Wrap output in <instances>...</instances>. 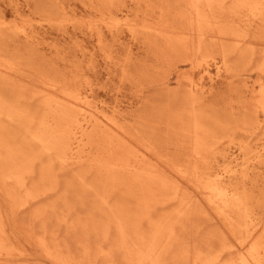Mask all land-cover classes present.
<instances>
[{
    "label": "rangeland",
    "instance_id": "rangeland-1",
    "mask_svg": "<svg viewBox=\"0 0 264 264\" xmlns=\"http://www.w3.org/2000/svg\"><path fill=\"white\" fill-rule=\"evenodd\" d=\"M61 7L75 16L79 22H60L59 18L63 17ZM227 7H225L227 10L214 8L208 11L206 6H201L208 12L209 18L217 24L224 28L233 26V29L247 34L253 43H256L254 47L260 48V43L264 41V25L254 22L248 11H242L236 15V13L229 12ZM126 14L138 22L146 20L160 22L179 32L186 31L188 27L184 0H0V21L15 20L26 24L24 31L16 27L0 28V58L11 59L19 63L18 65L22 68L20 71L24 73L21 72L24 77L21 74V78L24 80L16 84L0 79V163L4 164L8 159L14 160L28 154L25 156H29L27 161L30 162L25 163L24 169L28 171L30 183L41 185L44 182V186L54 190H50L53 194L48 192L52 195L48 193H46L47 196L43 195L44 197L42 196L30 210L19 212L9 223L13 232L19 236V246L28 258L31 257L28 264H50L46 259L43 260V256L26 236L29 230L39 232L48 229L60 242L69 244L71 250L78 251L77 242L85 237L90 243L104 242L101 232L97 236L94 234L93 228L97 222L108 224L110 216L117 207L124 206L136 211L135 206L138 203L134 196L138 190L137 186H127L130 184L128 179L123 180L124 183L120 187L104 189L97 182L98 177L102 179L101 173L95 170L91 172L86 164V168L83 165L81 168L79 165L81 170L77 166H73L72 170L71 166L60 167L58 162L53 163L55 168L52 161L48 163L55 154L50 146L51 142L35 138L34 132L38 131L37 127L44 130L42 119L52 115L56 122L59 114L56 106L47 105L39 95L27 90L31 82H39L41 79L48 78L61 84L65 83L63 85H73L72 87L87 91L92 101L110 110L117 106L126 129L134 135L136 140H140V144L149 146L169 163L185 168L187 173L192 172V176L197 173L204 179L214 181L217 187L224 190L220 198L229 206L233 215L237 217H240L239 213L242 215L239 203L245 196L248 198L247 214H250L249 216L255 222L264 221V159H261L254 168L252 167L253 169L247 176L238 173L237 176L222 180L218 175L230 163V154L239 151L241 143L245 144L246 151H251L259 142V137L254 135V122L260 120L264 123V102L263 107L259 106L257 113H254L255 110L249 103L250 93L243 86L241 79L247 78L250 82L257 81L259 73L255 69L260 61L256 59L251 65H247L246 59L242 57L233 43L224 41L232 45L228 44L229 47L225 46L226 43L222 45V42L215 36V30L207 31L212 39L209 37L202 41L204 47L197 63L204 64L207 59L204 56L206 52H209V55L215 58L216 64L222 66L223 73L222 77L211 87V94L203 97L198 92L195 94L197 101L194 102L193 99L191 101L186 91L188 89L186 81L179 83L178 75L181 72H192V76L197 80L200 77V70L195 69L193 63L191 65L183 61L184 55L181 49L166 44L162 37L155 34L134 35L127 28L115 29L102 23L97 25L104 15L121 17ZM30 20H32L31 25ZM216 64L214 63V67L217 66ZM257 91H264V74L257 85ZM193 111L203 131L206 130L211 135L207 140V145L209 144L210 147L206 146L207 150L200 160L192 157L193 150L190 145L192 137L189 128H191L190 118L194 114ZM15 139L19 142L14 141ZM38 141L43 146L40 147L41 149L36 146ZM15 142L18 145L16 143L14 147ZM42 142L46 144L42 145ZM23 143H27L26 146ZM28 143H31L30 147L33 146L34 149L36 146L35 151L33 147L29 148ZM19 145L20 150L17 149ZM46 147H48L47 150ZM11 150L18 153V157ZM43 153H47V156L43 158L45 161L42 159ZM33 156L39 157V163L34 164L36 158L33 159ZM45 166L46 168L53 167L54 172L50 167L46 169ZM74 167L75 169L77 167V170H74ZM82 169L87 174L82 173ZM95 175L97 181L92 180H95ZM74 176L83 177L75 179ZM84 179L87 181L84 182ZM71 180L75 183L70 184ZM82 183L85 185L83 186ZM88 188L91 190H87ZM104 190L105 197L103 201H100L98 198ZM247 192L250 195H247ZM53 199H58L57 203ZM94 199L96 201L91 202ZM96 203L97 206H95ZM0 204L9 210L1 186ZM41 207H45L44 210ZM40 208V216L33 218L34 210ZM62 217L70 219L69 222L61 221ZM202 217L198 219V230L195 231L192 228L191 232L188 227L184 230L185 232L183 231L184 237H192L193 242L200 243L209 231L218 227V224L207 216ZM78 221L87 223L85 229L89 231L86 233L81 231V227L76 226ZM114 236L115 229L111 227L106 245L113 241ZM96 261L97 264L102 263L101 258Z\"/></svg>",
    "mask_w": 264,
    "mask_h": 264
},
{
    "label": "bare ground",
    "instance_id": "bare-ground-1",
    "mask_svg": "<svg viewBox=\"0 0 264 264\" xmlns=\"http://www.w3.org/2000/svg\"><path fill=\"white\" fill-rule=\"evenodd\" d=\"M184 1L188 20L186 31H176V29L170 26L160 24V22L157 23L148 20L138 22L136 19L131 18L129 14L121 17L116 15L106 17L104 15L97 25L99 26L102 23L115 29L127 28L134 35H138L139 33L155 34L162 37L166 44L174 45L181 49L180 51L184 55L183 61L191 65L193 63L194 68L200 70V77L197 80L192 76V72H181L178 75L179 83L184 80L186 81L188 88L186 90L188 92L187 94L190 96L191 101L193 99L194 102L197 101L195 97L196 93L199 92L203 97L211 94V87L222 77V66L216 64L215 58L209 55V52H206V56H204V58L207 57L204 64L197 63V59L201 55V50L204 47V42L202 41L205 38L211 37V34H208L210 30H215V36L222 42V45H225L226 42L224 41L233 43L242 57L246 59L247 65H251L256 59L260 61L255 69L259 73L257 81L250 82L247 78L241 79L243 86L250 93V106L255 110L254 113H257V109L259 106L262 108V103L264 102V91H257V85L264 74V41L259 42L260 48L254 47L256 43H253V40L247 34H242L240 30L233 29V26L231 28L226 26L227 28H224L222 25L217 24L212 18H209L208 12L203 10L201 6H206L208 11L214 8L227 10L225 7L228 6L229 12L236 13V15L242 11H248L254 22H260V24L264 25V0ZM60 9L63 14V17L59 18L61 20L60 22H79L75 16L68 13L64 8L61 7ZM31 21L30 25L32 24ZM12 27L20 28L24 31L26 24L24 22L18 23L15 20L9 21L3 19L0 21V28ZM230 43H226L227 45L225 46L229 47L228 44L231 46L232 44ZM214 63L217 65L216 67H214ZM18 64L11 59L0 58V79L15 84L16 82L24 80L21 78L23 72L20 69L22 68ZM63 84L47 78L41 79L39 82H31L27 89L39 95L47 105L58 108L59 119L55 122V118L49 115V117L41 120V123L44 125V130H40V127H37L38 131L34 132L36 134L35 138L46 140V142L50 140L49 142H51L50 146L55 154L53 153L54 158L50 159L48 163L52 161L54 167L55 164L53 163L57 164L58 162L60 167L71 166L72 170L73 166L80 168L79 165H83L86 168V164L91 172L95 170L101 173L102 179L98 177L99 181H97L96 174L95 180H92L99 182L104 189H107V187H120L124 183L123 180L128 179L130 184L127 186H137V193L133 195L138 203L135 206L137 207V209L135 208L136 211L124 206L117 207L113 215L110 216L108 224L97 222L93 228L94 234L97 236L101 232L104 242L90 243L87 237H85L77 242L78 251H73L69 244L60 242L55 237V234L48 229H43V231L39 232L29 230L26 232V236L33 242L37 248L36 250L43 256V260L46 259L50 264H97L96 260L98 258L102 259L101 264H264V221L255 222L249 216L250 214H247L248 198L244 196L241 203H239L242 215L239 212L240 217L233 215L229 206L220 198L224 190L217 187L214 181L208 178L204 179L200 175H197V173L192 176V172L187 173L185 168L183 169L176 164L169 163L149 146L140 144V140H136L134 135L126 129L121 119V112L117 106L110 110L106 106L92 101L87 91L72 87L73 85L67 86V84ZM192 95L194 96L193 98ZM203 119L205 120V118ZM190 120L191 128L189 129L192 137L190 145L193 150V155H191L193 158L200 160L207 150L206 146L209 145H207V140L211 135L206 130L203 131L196 113L193 116L191 115ZM249 126L251 125L249 124ZM254 127V135L259 137V142L251 151H246L245 144L241 143L239 151L230 154V163L218 173L220 179L224 180L237 176L238 173H243L247 176L251 169L261 159H264V123L258 120L254 122ZM17 136H19L18 133ZM14 141H17V139ZM17 142L13 144L14 147ZM30 144L28 143V146L32 149L33 146L30 147ZM35 144L33 145L35 146ZM37 144L36 146H39V148L43 147L40 145V142ZM44 144L46 143L42 142V145ZM19 148L20 145L17 149L20 150ZM14 150L16 149L14 148ZM1 151L3 153V149ZM12 152L14 155H18V153ZM46 154L42 156V159ZM25 155L14 160H6L5 158L6 162L4 160V164L0 163V186L4 192L6 206L9 208L8 210L0 204V264L30 263L28 261L31 257L28 258L26 256L27 254L19 246V236L13 232L9 223L19 212L30 210L46 193L53 194L50 191L53 189L44 186V182L41 185L30 183L31 180H29L27 175L28 171L25 170L26 168L24 169L25 163L30 161H27L29 156ZM34 156L32 157L33 159L38 158V162L34 159L36 162L34 164L39 163V157ZM49 167L51 168V166ZM49 167L47 168L49 169ZM60 167L58 169H62ZM77 167L76 169L74 167V170H77ZM52 168L51 170L53 171L55 167ZM41 169L40 171H42ZM79 170L77 172L78 175L80 173ZM81 172L87 174V172H83V169ZM77 174L75 173V175ZM84 176L86 175L84 174ZM74 177L75 179H81L80 177L83 176ZM73 180H71L70 184L75 183ZM85 181L87 180L84 179ZM97 182L96 184H99ZM91 183L94 184L95 182ZM78 184L81 185V183ZM82 184L83 186L85 185V183ZM51 185L53 184L51 183ZM90 188L87 190H91ZM94 188L96 189V187ZM95 189L94 191H98ZM49 193L48 195H52ZM104 193L106 194L105 190L99 196L98 200L103 201L105 197ZM247 195H250V193ZM57 200H55L56 203ZM93 201H96V199L91 200V202ZM95 206H97V203ZM41 208L35 211L34 209L36 208L34 207L33 218L40 216L39 212ZM44 208L42 209L44 210ZM202 216H207L216 222L218 227L209 231L207 235L204 234V240L200 243L193 242L192 237H184L183 231L188 227L190 228L188 230H191V232L192 228L195 231L198 230V219ZM69 220L65 217L61 219L63 222H69ZM77 225L81 227V231H84V233L89 231V229H85L88 225L87 223L78 221ZM111 227L115 229V236L113 241L106 245Z\"/></svg>",
    "mask_w": 264,
    "mask_h": 264
}]
</instances>
